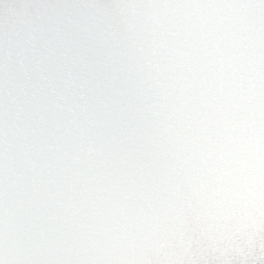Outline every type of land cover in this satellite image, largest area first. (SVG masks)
Masks as SVG:
<instances>
[{
  "label": "snow or ice",
  "instance_id": "snow-or-ice-1",
  "mask_svg": "<svg viewBox=\"0 0 264 264\" xmlns=\"http://www.w3.org/2000/svg\"><path fill=\"white\" fill-rule=\"evenodd\" d=\"M0 264H264V0H0Z\"/></svg>",
  "mask_w": 264,
  "mask_h": 264
}]
</instances>
